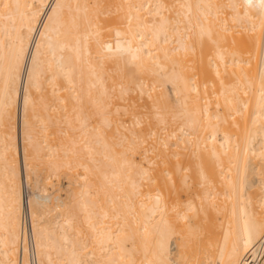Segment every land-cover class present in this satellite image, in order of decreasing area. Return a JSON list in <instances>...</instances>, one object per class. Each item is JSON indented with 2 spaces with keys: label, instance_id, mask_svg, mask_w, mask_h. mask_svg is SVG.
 Segmentation results:
<instances>
[{
  "label": "bare ground",
  "instance_id": "obj_1",
  "mask_svg": "<svg viewBox=\"0 0 264 264\" xmlns=\"http://www.w3.org/2000/svg\"><path fill=\"white\" fill-rule=\"evenodd\" d=\"M263 236L264 0H0V264H264Z\"/></svg>",
  "mask_w": 264,
  "mask_h": 264
},
{
  "label": "rangeland",
  "instance_id": "obj_2",
  "mask_svg": "<svg viewBox=\"0 0 264 264\" xmlns=\"http://www.w3.org/2000/svg\"><path fill=\"white\" fill-rule=\"evenodd\" d=\"M174 7H177V4H175V6H173V8H174ZM173 8H172V9H173ZM177 9H178V8H177ZM177 9H176V10H177ZM170 10H171V9H170ZM173 10H174V9H173ZM241 10H242V8L239 7V9L237 10V13H235V15H236V19H235V21H237V24H239L240 26H243V25H245V23H240L239 21H245L246 17L240 15L239 11H241ZM225 11H226V13L229 12L228 9H225ZM149 15H150V16H149ZM146 18H147L148 21H151V19H152V15H151V14H147V15H146ZM238 20H239V21H238ZM182 29H183V31H184V28H182ZM251 175H252V177H255V176H256L254 173H252ZM61 183H62V186H66L67 181H66L65 179H62V180H61ZM256 186H258V185H256ZM252 190H253V191L255 190L254 192H259V187H255V186H254V187L252 188ZM49 218H54V215H50ZM211 221H212L213 224H214L213 219H211ZM212 231L214 232V234H216V233L218 234V233H219L217 229H215V230L213 229ZM215 236H216V235H215Z\"/></svg>",
  "mask_w": 264,
  "mask_h": 264
},
{
  "label": "built area",
  "instance_id": "obj_3",
  "mask_svg": "<svg viewBox=\"0 0 264 264\" xmlns=\"http://www.w3.org/2000/svg\"><path fill=\"white\" fill-rule=\"evenodd\" d=\"M26 198H25V196H24V206L26 205V200H25ZM23 220H24V222H27V216H26V214L25 215H23ZM264 241V236L261 238V241H260V244H263L262 242Z\"/></svg>",
  "mask_w": 264,
  "mask_h": 264
}]
</instances>
